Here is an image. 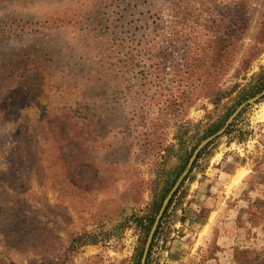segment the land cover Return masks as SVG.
<instances>
[{"label": "rangeland", "instance_id": "rangeland-1", "mask_svg": "<svg viewBox=\"0 0 264 264\" xmlns=\"http://www.w3.org/2000/svg\"><path fill=\"white\" fill-rule=\"evenodd\" d=\"M262 22L264 0H0V261L136 264L140 219L264 82ZM228 128L145 264H264V97Z\"/></svg>", "mask_w": 264, "mask_h": 264}, {"label": "water", "instance_id": "water-1", "mask_svg": "<svg viewBox=\"0 0 264 264\" xmlns=\"http://www.w3.org/2000/svg\"><path fill=\"white\" fill-rule=\"evenodd\" d=\"M261 97H264V90L260 91L259 93L255 94L254 96H252L251 98L247 99L246 101H244L243 103H241L232 113L231 115L226 119V121L224 122V124L222 125V127L220 129H218L216 132H214L213 134L209 135L208 137H206L204 140H202L197 147L194 149V151L192 152L190 158L187 161V164L184 168V170L182 171L181 175L178 177V179L176 180V182L174 183V185L171 187V189L169 190L168 194L166 195V197L164 198L160 209L157 213V215L155 216V219L153 221V224L150 228V231L148 233V236L146 238L143 250H142V256H141V260H140V264H145L146 262V257H147V253L150 247V243L152 241L154 232L158 226V223L165 211V208L170 200V198L172 197V195L175 193V191L178 189L179 185L182 183V181L184 180V178L187 176V174L189 173L198 153L201 151V149H203L209 142H211L213 139L221 136L224 134V132L226 131V129L228 128V126L231 124V122L234 120V118L238 115V113L242 110L243 107H245L246 105L249 104H253L256 101H258L259 99H261Z\"/></svg>", "mask_w": 264, "mask_h": 264}, {"label": "trees", "instance_id": "trees-1", "mask_svg": "<svg viewBox=\"0 0 264 264\" xmlns=\"http://www.w3.org/2000/svg\"><path fill=\"white\" fill-rule=\"evenodd\" d=\"M167 9L169 10L170 15L174 16L175 18H177V15H176V14L181 13V11H179V9H178V7H177V4H176L175 2H173V1H171V2L168 3V5H167ZM178 11H179V13H178ZM246 15H247V14H245V16H246ZM244 19H247V18H244ZM244 22H245V24H246L247 21L244 20ZM243 26L245 27L246 25L243 24ZM243 26L241 25L240 28H244ZM262 32H264V22H262L261 27H260V29H259V31H258L256 37L259 36ZM203 86H204V88H205V87H206V88L209 87V85H208L207 83H204ZM262 89H264V82L258 81L256 84L252 85L247 91H244V90H243V91L241 92V94H240V98L238 99V101H237L235 107L230 108L229 111H228V112H227V113H226V114H225V115H224L219 121H217L216 123H214V126H213V128L211 129L210 133H214L215 131H217L218 129H220V128L222 127V125L224 124V122H225V120L228 118V116L232 113V111L236 108V106H238V105L240 104V101L244 100L247 96H252V95H254L255 93L261 91ZM221 92H222V90H220V89H217V90H216V92H215V94H214V103H215V104L217 103V101L220 100V98L223 97L222 94H221ZM223 94H224V91H223ZM230 127H231V126H230ZM230 127H229V128H230ZM229 128H228V130L226 131V133H228ZM200 154H201V153H200ZM200 154H199V155H200ZM199 155H198V156H199ZM187 160H188V156L185 158V160L182 161L181 166H180V168H179V172H178L177 174H179V173L184 169V167H185V165H186V163H187ZM167 191H168V189L166 190V192H167ZM166 192H165V193H166ZM164 195H165V194H164ZM164 195L161 196V200H160V201L163 200ZM159 207H160V205L157 207L156 211L154 212V215L157 214V212H158V210H159ZM153 221H154V219H153V218H150V219L148 220V224H147V225H144V223H142V219H140V224H141V226L143 227V229L146 230V231H145V235H146V236H147V234H148V232H149V230H150V228H151V225H152ZM159 226H160V225L158 224V226H157V228H156V231H155L154 235L156 234L157 229L159 228ZM146 236H145V237H146ZM151 244H152V243H151ZM141 254H142V249H141V252L139 253L138 261H137L136 264H139V259H140V257H141ZM148 256H149V253H148ZM147 260H148V257H147ZM146 263H147V262H146ZM0 264H7V263H3V262L0 261ZM8 264H12V263H8Z\"/></svg>", "mask_w": 264, "mask_h": 264}]
</instances>
